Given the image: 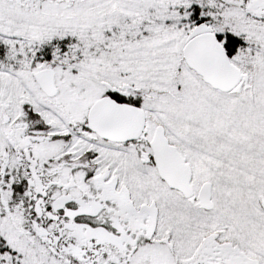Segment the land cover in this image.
Segmentation results:
<instances>
[{"label":"snow or ice","instance_id":"snow-or-ice-1","mask_svg":"<svg viewBox=\"0 0 264 264\" xmlns=\"http://www.w3.org/2000/svg\"><path fill=\"white\" fill-rule=\"evenodd\" d=\"M0 264H264V0H0Z\"/></svg>","mask_w":264,"mask_h":264}]
</instances>
